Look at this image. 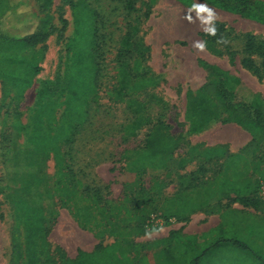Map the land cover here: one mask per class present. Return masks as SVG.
<instances>
[{
    "label": "rangeland",
    "instance_id": "374dc122",
    "mask_svg": "<svg viewBox=\"0 0 264 264\" xmlns=\"http://www.w3.org/2000/svg\"><path fill=\"white\" fill-rule=\"evenodd\" d=\"M12 1L17 4L26 0ZM77 1L51 0L49 8L41 11V0H29L23 7V17L18 11L0 25V33L18 34L28 10L39 19L46 15L52 18L47 41L28 52L45 50L40 61L41 73L34 78L33 86L24 97L17 98L15 90L0 76V122L5 125L3 131L0 127V264H13L12 236L16 217L10 195L37 171L24 164L23 154L18 159L15 154L17 150L26 154V150L32 148L28 141L42 105L49 100L61 103L68 95L73 60L68 47L70 40L76 37L74 3ZM86 1L99 15V33L95 37L99 54H95L94 62L100 66L101 76L97 96L95 93L90 96L86 122L76 125L71 139L60 142L64 159L72 168L61 185L53 154L47 162L41 187L55 193L53 198L43 199L48 219L53 224L51 242L62 246L70 258H75L79 250L92 251L99 243L118 241L124 248L131 243L140 246L137 250L128 248L135 264H167L164 240L171 231H180L191 239L202 237L196 240V247L201 250L218 238L215 230L223 222L224 212L231 209L243 220L241 234L247 240L255 228L264 226V202L253 200V192L264 183V138L255 137L257 146L249 159H237L242 148L239 152L233 150L245 141L235 144V131H226L229 125L219 122L216 130L207 136L189 135L187 93L208 81L202 67L203 62H208L222 67L240 81L237 91L241 99L249 101L258 95L264 100V57L259 52L249 55L245 51L249 37L257 46L264 42V24L216 8L204 0L196 1L195 5H207L214 11L212 25L204 24L194 7L178 0H133L132 8H129L131 0ZM6 2L9 0H2V4ZM2 11L0 8V17ZM216 23L215 36L205 31ZM127 33L129 50L119 61L128 67V84L145 80L155 85L131 91L129 85L118 84L123 79L117 74V55ZM196 42L205 44L204 51L194 46ZM247 57L258 67L260 78L243 66L242 61ZM111 85L118 86L122 95H108L106 90ZM71 118L67 106L62 105L57 108L55 122L48 123L44 117L42 126L44 130L53 129ZM19 125L22 129L16 139L15 128ZM156 128L178 138L174 153L177 163L161 170L148 169L142 174L141 164L136 161L146 146L148 135ZM223 140L231 141L228 149L225 146L224 157L205 156L207 145ZM224 174L231 179L239 177V192L219 195V200L210 205L205 192L217 196L215 184ZM142 184L152 187L142 206L147 217L145 225L150 218L153 220L146 233L140 232L130 220L139 213L132 201L123 204L124 195L131 199L143 197ZM64 187L76 191L74 199H68ZM246 189L250 193H244ZM31 194L34 196V189ZM174 197L192 199L197 209L188 221L172 219L163 223V211L172 205ZM86 207L91 208V212L83 210ZM78 208L83 210L79 217ZM212 208L217 212L208 214ZM127 209L130 214H126ZM53 211H57L56 217L51 215ZM19 231L22 233V229ZM249 239L253 240V252L228 250L211 264H252L253 261L260 264L255 253L260 252L264 260V232L258 238L251 235Z\"/></svg>",
    "mask_w": 264,
    "mask_h": 264
},
{
    "label": "trees",
    "instance_id": "16d2710c",
    "mask_svg": "<svg viewBox=\"0 0 264 264\" xmlns=\"http://www.w3.org/2000/svg\"><path fill=\"white\" fill-rule=\"evenodd\" d=\"M24 3L15 4L12 0L2 4L0 0V8H3L0 17V25L3 20L10 15H14L20 11L23 17ZM133 0L129 2V8L133 7ZM183 5L193 7L198 0H178ZM203 1V0H199ZM209 5L216 8L231 11L246 19L264 24V1L263 0H204ZM41 11L47 10L51 5V0H41ZM76 17V37L69 42L68 50L72 52V66L69 74L68 95L65 101L57 103L53 100L45 102L37 113V125H35L29 144L32 148L26 150V154L16 152L15 157L24 159L25 165H31L36 168V173L26 180V184L16 188L10 195L11 204L14 207L16 217V226L13 231V264H135V259L130 255L129 249L137 250L140 246L127 243L124 248L121 243L114 241L110 244L99 243L91 252L79 250L75 258H70L64 248L60 245H54L50 240L52 233V223L49 221L46 207L43 203L45 197L53 198L55 193L52 189L42 190L41 184L44 179L45 169L50 155H54L59 175V185L62 184L68 170H72L64 159V154L60 147V142L69 140L72 132L86 122L88 117L87 106L89 104L91 94H98V80L101 76L100 66L94 62L95 54H99V45H96L95 37L99 33V15L96 10L90 8L86 0H78L74 3ZM24 26L18 34L0 33V76L3 81L15 90L17 98H23L25 93L34 84V78L41 73L40 61L45 53L37 51L28 54L39 44L47 41L49 37L48 28L52 18L46 15L45 18L39 19L38 16L28 10ZM38 18V19H37ZM35 26L36 29H35ZM218 24H215V29ZM39 27V28H38ZM38 29V30H37ZM129 34H126V41L121 51L118 52L117 59L122 60L129 49ZM89 46V47H87ZM87 51H86V49ZM246 53L252 55L256 52L264 57V42L257 46L252 37L246 47ZM243 66L252 71L260 78V71L256 67L252 58L247 57L242 61ZM264 65V64H263ZM203 69L207 74V82L196 91L187 93V110L186 119L189 122V135L199 133L216 123L239 125L252 135V141L249 142L236 158H250L251 153L256 148V136L264 138V100L256 95L251 100H243L238 96L237 86L240 81L230 75L225 69L208 62L202 63ZM140 68V66H139ZM138 69V66L136 67ZM118 75L122 80L118 81L120 86L129 85L126 80L130 75L128 67L124 62H118ZM153 81L137 80L133 85H129L130 90L138 91L153 86ZM118 87V86H117ZM116 85H111L106 90L108 95L121 96L120 90ZM66 105L68 113L72 116L68 122H63L59 127L44 130L42 120L48 123L55 122V114L57 108ZM1 113V112H0ZM4 123L0 122L1 130H4ZM22 126L15 128V138L19 137ZM178 138L169 135L161 128H156L148 135L146 146L139 152V158L136 161L140 165L142 174L148 169L161 170L166 165H175L177 163L174 153L177 149ZM226 147L207 148L204 154L208 158L224 157L226 155ZM141 175V174H140ZM142 178V175H141ZM156 184V182H155ZM159 186L160 184L157 183ZM218 189L217 196L212 192H205L207 199L211 204L219 200V195H229V193H238L240 180L239 177L231 179L228 174H224L217 179L215 184ZM261 183L253 192V200L257 203V191ZM248 187L250 186L247 185ZM35 190L34 196L31 190ZM142 198H132L124 195V203L132 201L139 212L130 220L135 222V226L140 232L149 231L148 226L153 223L152 218L149 224L145 225L146 214L142 206L144 199L150 195L152 187L142 184ZM64 192L69 200L76 196V191L64 187ZM236 193V194H237ZM244 193H250L249 189ZM37 200H36V197ZM239 196V195H237ZM126 208V206H124ZM197 205L192 199L174 197L172 205L163 211V223L171 222L172 219L188 221L189 217L196 211ZM83 210L91 212V208L86 207ZM82 209H77L78 217L81 216ZM52 211V210H51ZM217 209L212 208L207 211L208 214H214ZM127 209L126 214H130ZM57 216V211H53L51 215ZM223 222L215 230L218 231V238L207 244L201 250L196 247L197 238L202 237H184L180 231H171L169 238L164 240L166 247L163 250L164 258L167 264H211L215 258L228 250H236L243 252H253L252 235L258 238L264 232V226L255 228L248 239L241 234V222L243 220L233 209L224 212L222 215ZM165 221V222H164ZM237 228V230L235 229ZM22 229L21 231H19ZM132 231L135 229H131ZM235 230V232H234ZM230 233H233L232 235ZM104 234V233H103ZM22 237V239H21ZM203 237H206L204 235ZM192 240V241H190ZM129 248V249H128ZM256 261L264 264L262 254L256 252ZM246 262V261H245ZM255 261L251 262L252 264ZM225 264V262H223ZM241 264V263H238Z\"/></svg>",
    "mask_w": 264,
    "mask_h": 264
},
{
    "label": "crops",
    "instance_id": "0c3cea01",
    "mask_svg": "<svg viewBox=\"0 0 264 264\" xmlns=\"http://www.w3.org/2000/svg\"><path fill=\"white\" fill-rule=\"evenodd\" d=\"M212 64V63H210ZM213 65H216V64H213ZM218 66V65H216ZM220 67V66H219ZM222 68V67H221ZM223 69V68H222ZM206 73V71H205ZM206 78H207V74H206ZM206 82V81H205ZM205 84V83H204ZM203 84V85H204ZM202 85V86H203ZM201 86V87H202ZM201 87H199L197 90H199ZM218 124H214L212 126H210L209 128L199 132V133H196V134H193L194 135H199V136H207L208 133L216 130V126ZM229 125V127H227L228 130L226 131H235V137L233 138V141L235 142V144L238 142H241V141H245L244 144L242 146H238L236 150H233L234 152H239V149L240 148H244L249 142H251L252 140V137H251V134H249L247 131H245L243 128L239 127L237 124H234V123H231V124H227ZM233 126H236V127H233ZM235 128H239L240 130L242 131H237ZM229 143H231L230 140H223V141H218L217 143H214V144H211V145H207L208 148H212V147H220V146H227V149H228V146H229ZM233 147V146H232ZM230 149V148H229ZM91 252V251H90Z\"/></svg>",
    "mask_w": 264,
    "mask_h": 264
},
{
    "label": "clouds",
    "instance_id": "9594fccd",
    "mask_svg": "<svg viewBox=\"0 0 264 264\" xmlns=\"http://www.w3.org/2000/svg\"><path fill=\"white\" fill-rule=\"evenodd\" d=\"M193 7L197 11L198 16L200 17V19L204 24L206 25L213 24V21L215 19V13L211 8H209L207 5H194ZM205 13L206 16L202 15ZM205 31L213 36L216 35V29L214 26L207 27ZM194 46L198 48L200 51H204L205 49V44L202 42H196Z\"/></svg>",
    "mask_w": 264,
    "mask_h": 264
},
{
    "label": "built area",
    "instance_id": "2783aa9c",
    "mask_svg": "<svg viewBox=\"0 0 264 264\" xmlns=\"http://www.w3.org/2000/svg\"><path fill=\"white\" fill-rule=\"evenodd\" d=\"M257 199L264 202V183H261L257 191ZM154 219V218H153Z\"/></svg>",
    "mask_w": 264,
    "mask_h": 264
}]
</instances>
